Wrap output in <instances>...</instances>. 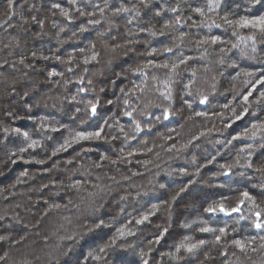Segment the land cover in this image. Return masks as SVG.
I'll return each mask as SVG.
<instances>
[{"label":"clouds","instance_id":"clouds-1","mask_svg":"<svg viewBox=\"0 0 264 264\" xmlns=\"http://www.w3.org/2000/svg\"><path fill=\"white\" fill-rule=\"evenodd\" d=\"M13 3L14 0H0V128L9 131L4 126L6 117L24 118L19 114L20 109L29 114L28 118L36 127L31 133H22L27 147L0 152V176L4 175L3 165L7 161L14 164L15 159H23L28 148L51 153L44 158L29 154L30 160L39 165L81 141L100 142L109 150L96 149L97 158H92L89 154L94 149L82 147L71 159L56 160L51 168L44 169L51 174L47 183L40 178L39 170L25 169L14 183L0 186V230L8 229L7 232L0 231V244L7 246V250L0 247V264H83L78 253L81 242L95 237L98 230H109L111 235L103 246H98L99 255L93 250L88 252V257L97 260L99 256L100 264H112L110 259L104 258L107 253L125 248L135 251L144 264L147 250L155 247V241L148 236L172 227V205L182 193L189 191L187 185L178 183L182 178L195 175L197 179L192 181V186L204 190L243 193L247 192L243 187L245 183L264 189V120L253 123L239 136H231L228 127V121L237 120L241 112L252 109L256 115L264 109V91L251 102L245 97L237 100L258 74L242 71L237 75L245 79L239 86L233 83L236 77H229L228 69L234 67L236 61L229 56L230 48L214 49L215 58L199 66H191L182 56H177L160 64L148 61L115 71L116 64L134 50L130 46L134 40L113 42L114 38L106 32L98 33L96 41H88L84 47L63 56L56 54L64 45L81 41L93 25L100 24V20L92 19V13L85 9V0H68L71 18L65 15L69 13L68 8L56 4L46 17V23L37 21L35 15L25 14L36 8L31 0H24L29 5L24 10L14 9ZM236 4L251 15L257 6L264 7V0H236ZM121 12L123 8L107 12L103 7L99 9L106 21H112ZM13 15L17 19L10 24ZM63 17L73 20L88 17L90 22L71 28ZM220 19L236 32L237 20L227 16ZM33 23L41 25L39 31H30ZM14 26L16 34L6 35L7 29ZM147 31L155 35L152 28ZM253 35L256 41L264 43V34L250 31L249 36ZM42 36L49 37L57 45L51 55L29 46L30 40ZM212 40L198 41L193 47L208 45L211 48ZM227 43L232 47L236 45L230 40ZM168 49L172 50L152 49V52L159 55ZM36 60L41 63L36 64ZM50 61L58 65L57 70L49 71L47 62ZM4 65H7L6 69ZM222 77L229 82V87L221 89ZM122 80L126 83L119 86L117 82ZM226 93H231L232 99L221 103V98L227 99ZM25 97H29L30 102H26ZM205 97L207 102L202 103ZM92 105L98 106L95 114L91 111ZM36 111H51L56 115L32 116ZM65 117L69 120L67 124L61 122ZM97 120L101 121L99 131L87 132L89 139H75L78 133H85L82 128L92 127ZM46 127L49 131H45ZM57 127L64 128L68 136L63 143L53 141L49 146L51 133ZM34 135L40 138L33 139ZM238 140L248 142L238 148L234 144ZM33 142L35 147H32ZM222 149L228 150L232 158L218 164L215 171L203 174L202 169L212 164ZM257 153H261L260 159L253 162ZM229 169L231 176L226 174ZM144 173L147 175H142ZM57 175L61 178L56 179ZM78 175L80 178L74 179ZM161 193H166L168 199L159 205L152 204L149 209L152 214L159 211L164 220L154 225L155 232L146 231L147 226L141 228L138 221L120 226L126 218V208ZM64 197L66 203L56 202ZM241 199L242 195H236L225 197L222 202L232 208ZM210 207L199 203L186 205V212L195 209L197 218L189 220L185 216L179 224L181 228L198 232L202 228L213 229L208 232L211 239L201 240L203 244L199 241L205 246L200 264H211L213 253L229 245L240 264H264V230L256 231L255 227V212L264 213V196H251L244 214L236 216L217 212L216 216L205 218ZM121 229L140 235L131 242L116 243ZM242 229L244 238L250 243L244 250L237 251L233 234ZM250 232L255 235H248ZM217 235L222 236V243L216 241ZM253 243L255 247H252ZM184 247L180 243L173 251L161 253V260L154 264H181L182 261L186 264L187 257L180 254ZM70 252L72 257L65 261Z\"/></svg>","mask_w":264,"mask_h":264},{"label":"trees","instance_id":"trees-1","mask_svg":"<svg viewBox=\"0 0 264 264\" xmlns=\"http://www.w3.org/2000/svg\"><path fill=\"white\" fill-rule=\"evenodd\" d=\"M36 8L32 13H25L26 15H35L37 21H46V17L49 15L50 10L54 8L56 4H59L61 8H68L69 14L71 15V9L68 0H31ZM218 6H212L213 0H85V9L92 13V19L100 20V24L93 25L85 34L84 38L77 43H68L64 45L63 48L57 52V55H65L68 51L74 50L76 48H82L88 41H96L98 33L106 32L109 37L114 38L113 42L122 43L124 39L134 40L135 43L130 45L134 50L130 52L127 56L123 57L118 64L115 66V71H122L129 65H135L139 63H145L151 61L156 64H160L162 61H170L177 56H182L186 63L191 66H199L204 63H208L210 59H214L216 56L214 49L220 47L230 48L229 56L237 60V65L231 70H228L229 77H236L233 81L237 86L245 79L242 75L237 74L243 72H255L258 74L257 78L246 88L243 89L242 96L238 97L237 100L243 97H248V101L251 102L256 100L262 91H264V84L260 83L264 80V43L259 40L255 42V51L252 49V41H242L241 37H247L250 34L248 29H236L233 32L231 28H228L220 17L227 16L232 20H239L241 17H253L245 12L242 8H237L236 0H216ZM152 5V6H151ZM28 4L24 3V0H14L13 8H20L21 10L27 9ZM105 8L108 10L115 11L116 9L126 8L129 11L121 12L120 16L112 18V21H106L101 14L99 9ZM202 9L203 15L197 12L196 9ZM235 9V12L233 11ZM59 9H56L58 11ZM257 15L264 12V9L258 10ZM17 17L13 15L12 19L9 21L10 24H14ZM71 28H77L81 24L87 25L90 21L88 17H81L79 20L68 19V17L62 18ZM114 21V22H113ZM214 22V23H213ZM166 25H172L171 28H166ZM41 25L39 23H33L31 25L30 31H39ZM152 28L155 35L152 32L147 31V29ZM130 33V34H129ZM7 34H16L15 26L7 29ZM177 37H185L183 40L177 39ZM219 37L217 43L213 44L211 48L208 45L193 47L194 43L198 41ZM231 41L232 44L239 45V47L233 48L231 44L227 41ZM176 47H173V45ZM29 46L33 49H40L46 55H51V53L56 49L57 45L49 37L42 36L40 39H34L29 41ZM172 48L171 51H161L159 55L152 52V49H167ZM36 64H40L41 61L36 60ZM49 66V71L57 70L58 65L55 62H47ZM4 69L7 65L3 66ZM2 70V69H0ZM150 71V69H146ZM186 75H191L187 73ZM139 74H137V78ZM54 78V77H50ZM137 82L138 79H137ZM77 84L80 82L77 81ZM126 81H118L119 86H123ZM229 82L225 81L223 77L220 81L221 89L229 87ZM227 99L221 98V103H227L232 99L231 93H226ZM26 102H30L29 97H25ZM111 107V106H109ZM98 110V106H97ZM19 114L24 117L19 120H15L12 117H6L4 120V126L9 128L8 132H5L3 128H0V152H7L8 150H15L20 147H27L23 143L22 133L29 132L36 127L32 119H29L27 114L23 109L19 110ZM32 116H55V112L51 111H36L31 114ZM241 119L228 121L229 133L231 136H239L241 132L251 127L253 123H260L264 120V109L257 111L256 115H253L252 109L243 111L240 113ZM125 119H130L126 117ZM62 123H69V120L65 117L61 120ZM100 120H97L92 127L84 129L85 134L89 131H99ZM45 131H49L46 127ZM52 141H49V146L53 145V141L56 144L63 143V140L68 136V133L64 128L57 127V130L51 133ZM39 136L34 135L33 139H38ZM246 140L234 141V144L238 148H242ZM171 143V142H170ZM92 147L94 151L89 155L92 158H97L96 149L100 151H108L107 146L101 144L100 142H90L81 141L77 144H73L68 147L66 151L57 153L48 160L46 164L39 165L30 160L29 154L37 155L39 158H44L51 153H42L40 148H28L27 152L24 153L23 159H15L13 164L11 161H7L3 165L4 175L0 176V186H7L15 182L18 174L25 169L29 171H40V178L43 179L45 183L50 173L44 171V169L51 168L52 164L56 160L66 161L71 159L77 151L81 148ZM143 154H141L142 157ZM261 153H257L252 159L253 162L260 159ZM232 157L229 155L228 150L222 149L220 155L216 156L215 161L212 164L206 165L202 169L203 174L212 172L216 170L218 164H224L228 162ZM27 161V162H26ZM75 164V161H73ZM182 166V165H178ZM71 167V166H70ZM228 176L232 175V172L226 170ZM142 175H147L146 173ZM251 176V173H248ZM60 175L56 176V179H60ZM80 176L74 177V179H79ZM195 175L182 178L178 183L187 185L189 191L182 193L177 201L172 205V227L162 228L159 230L158 234L149 235L148 239L155 241V247L151 250H147V264H154V261L161 260V253L166 251H173L180 243H183L185 247L180 250L181 255L187 257L186 264H200L203 260V251L205 246L200 245L199 241H208L211 239V234L202 231H193L192 229H184L179 227L181 220L187 216L189 220L197 218V212L194 209L191 212H186L185 206L188 204L199 203L204 207H215L218 204L216 202L224 200L225 197H233L236 195H242L236 191H224L220 189L204 190L201 188H196L192 186V181L196 180ZM254 184L257 183L255 179L252 181ZM51 187H54L52 185ZM171 187V186H170ZM244 190L247 191L251 196L259 198L264 196V189H260L258 186L249 187L247 183L244 184ZM48 189H45L47 192ZM168 199L166 193H161L157 196H149L147 198L137 201L136 204L125 209L127 213L126 218L121 221L120 226L127 225L130 221L133 223L141 220L145 215L148 219L140 225L141 228L147 226L146 231L155 232L154 225L156 223H163L164 220L161 218V213L158 211L154 214L149 213V209L152 204H161ZM67 198L58 199V203H66ZM225 207L228 208L226 203H223ZM142 205V206H141ZM247 202L241 208L240 214H244ZM233 214L232 216L240 215ZM217 213H207L205 218L216 216ZM135 217V220L133 219ZM127 230V229H126ZM0 231L7 232L8 229H2ZM15 231H20L16 229ZM256 231H260L256 229ZM248 235H255V232L247 233ZM111 232L109 230H103L97 232V235L92 238H86L81 242L78 249L79 259L83 264H100L99 260H93L88 257V252L95 250L97 255H99L98 246H103L109 239ZM139 232H135L132 236L119 237L116 243H127L139 236ZM245 233L243 229L240 233L233 234V238L236 240L244 241L249 245V241L244 238ZM223 238L218 242L222 243ZM191 245H198L192 252L188 251V247ZM0 247L7 250V246L0 244ZM255 247V244H252ZM235 249L240 251L241 249L235 245ZM2 254V253H0ZM70 252L68 257H65V261H69L72 257ZM105 259H110L112 264H141V258L136 254L135 251L131 249L118 248L113 249V251L107 253L104 257ZM181 264H185L184 261ZM211 264H240L237 257L232 255V246L222 247L218 252L213 253Z\"/></svg>","mask_w":264,"mask_h":264},{"label":"snow or ice","instance_id":"snow-or-ice-1","mask_svg":"<svg viewBox=\"0 0 264 264\" xmlns=\"http://www.w3.org/2000/svg\"><path fill=\"white\" fill-rule=\"evenodd\" d=\"M212 6H218V4L216 3V0H213V4L210 5V7ZM57 7H59V5H57ZM123 11L127 12L129 11L128 9L124 8ZM197 12H200L201 15H203V10L202 9H196ZM66 16L70 17L69 13H65ZM214 23V22H213ZM236 28L239 29H248L254 33L258 32L261 34H264V15H258V16H253L251 18L249 17H241L239 20L236 21ZM219 40V37H215L212 40V43H217V41ZM242 41H252V49L253 51H255V41H256V37L253 36H247V37H241ZM233 47H239V45H234ZM168 51H171V49H168ZM95 58V57H93ZM55 73H53L54 75ZM245 75H252L251 73H245ZM260 83L264 84V80H261ZM245 99L247 100L248 97H245ZM202 103H206L207 102V97H205L202 101ZM91 111L93 112V114L96 113L97 111V106L96 105H92ZM127 115L131 116L132 113H127ZM167 115V114H166ZM241 119V117H237V120ZM25 136H27V133L24 134ZM97 136L100 135L99 132L96 133ZM90 136L88 134H85L83 132L78 133L77 136L75 137V139L77 140H86L89 139ZM32 147H35V142H33ZM231 171V169H229V172ZM249 200H251V195L248 192H243L242 193V199L237 203V205L235 207L232 208H227L224 206L223 203H219L217 206L215 207H210L207 209V211L209 213H223L226 216H232L233 214H239L241 212V208L244 205L245 202H248ZM255 203L253 202V207H255ZM255 217H256V221H255V227L259 230H264V213L260 212V211H256L255 212ZM148 219V216H144L141 220L138 221V223H144V221H146ZM202 232H209V231H213V229L210 228H202L201 229ZM221 231L223 232L224 230L221 229ZM133 233L130 230H126V229H121L118 233L119 237H125V236H129L132 235ZM222 239V236L217 235L216 236V241L219 242ZM200 244H203V241L200 242ZM234 244L236 246H238L241 250H244L245 248L248 247V245L241 240H235ZM196 247H198V245H191L188 247V251L192 252ZM97 260L100 259L99 256L96 257ZM144 264H147V261L144 262Z\"/></svg>","mask_w":264,"mask_h":264},{"label":"bare ground","instance_id":"bare-ground-1","mask_svg":"<svg viewBox=\"0 0 264 264\" xmlns=\"http://www.w3.org/2000/svg\"><path fill=\"white\" fill-rule=\"evenodd\" d=\"M146 1H151V0H146ZM152 6V5H151ZM243 9V8H242ZM262 9H264V7H262V6H257V8H256V10L251 14V16H258L257 14H256V12H260V11H258V10H262ZM260 15V14H259ZM258 33V32H257Z\"/></svg>","mask_w":264,"mask_h":264},{"label":"rangeland","instance_id":"rangeland-1","mask_svg":"<svg viewBox=\"0 0 264 264\" xmlns=\"http://www.w3.org/2000/svg\"><path fill=\"white\" fill-rule=\"evenodd\" d=\"M235 61H236V65H237V64H238V63H237V60H235ZM236 65H235V66H236ZM235 66H234V67H235ZM232 68H233V67L229 68L228 70H231ZM229 75L231 76L230 73H229Z\"/></svg>","mask_w":264,"mask_h":264}]
</instances>
